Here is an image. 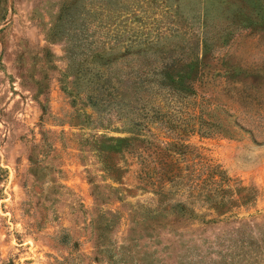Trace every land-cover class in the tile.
Segmentation results:
<instances>
[{
    "label": "rangeland",
    "instance_id": "1",
    "mask_svg": "<svg viewBox=\"0 0 264 264\" xmlns=\"http://www.w3.org/2000/svg\"><path fill=\"white\" fill-rule=\"evenodd\" d=\"M0 264H264V0H0Z\"/></svg>",
    "mask_w": 264,
    "mask_h": 264
},
{
    "label": "trees",
    "instance_id": "2",
    "mask_svg": "<svg viewBox=\"0 0 264 264\" xmlns=\"http://www.w3.org/2000/svg\"><path fill=\"white\" fill-rule=\"evenodd\" d=\"M193 67H194V66H193ZM161 69H162V71L160 72V75H161V76H164V78H170V77H173L175 71H178V70H174V72L171 73V72H169V70H163V67H162ZM148 72H149V71H143V72H142V75H140V78H139V81H138V83H141V85L145 88L146 91L150 89V86L146 87V85L144 84L145 81H147ZM125 78H126L128 81H131L132 78H133V77H132V73H125L124 76L121 77V78L119 79V81H120L121 84H126V80H125ZM183 82H184V80H183L181 83H176V84H183ZM135 83H136V81H135ZM138 83H137V84H138ZM147 83H148V82H147ZM112 85H113V83L110 82L109 87H111ZM130 85H134V81H133ZM130 85L128 86V88L131 87ZM131 88H132V87H131ZM108 94H109V95L112 94V91L109 90V91H108ZM218 194L220 195V192H218ZM218 205H220V204H218ZM216 208H217V207H216ZM181 210H182V211H186V210L184 209V207H181ZM199 220H200V222H201L202 224H206V225H208V224H210V223H214V220H213V219H205V218H202V217H201V219H199ZM244 230H245V228H244V229H240V228L235 229L236 234H238V235L243 234ZM244 233H245V232H244ZM244 238H245V237H244ZM234 239L236 240V237H234ZM242 239H243V237H242ZM242 243H245V242H242Z\"/></svg>",
    "mask_w": 264,
    "mask_h": 264
}]
</instances>
